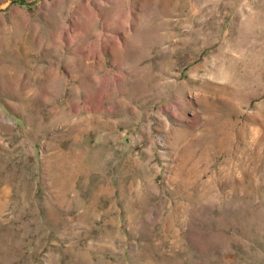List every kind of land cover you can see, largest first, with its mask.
<instances>
[{
  "label": "rangeland",
  "instance_id": "obj_1",
  "mask_svg": "<svg viewBox=\"0 0 264 264\" xmlns=\"http://www.w3.org/2000/svg\"><path fill=\"white\" fill-rule=\"evenodd\" d=\"M0 264H264V0H0Z\"/></svg>",
  "mask_w": 264,
  "mask_h": 264
}]
</instances>
